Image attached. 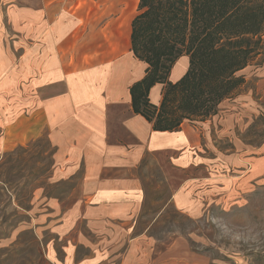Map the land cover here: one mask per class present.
<instances>
[{
    "label": "rangeland",
    "instance_id": "rangeland-1",
    "mask_svg": "<svg viewBox=\"0 0 264 264\" xmlns=\"http://www.w3.org/2000/svg\"><path fill=\"white\" fill-rule=\"evenodd\" d=\"M262 39L189 119L198 146L147 152L137 196L104 195L51 139V0H0V264H264Z\"/></svg>",
    "mask_w": 264,
    "mask_h": 264
},
{
    "label": "crops",
    "instance_id": "crops-1",
    "mask_svg": "<svg viewBox=\"0 0 264 264\" xmlns=\"http://www.w3.org/2000/svg\"><path fill=\"white\" fill-rule=\"evenodd\" d=\"M138 2L51 0V139L66 162L78 157L91 165L85 179L95 180L104 195L137 196L130 169L147 152L199 144V128L189 119L177 130L161 131L133 112L129 88L147 67L131 50ZM187 67L188 56L181 55L168 80L176 82ZM162 91V83L154 84L149 101L158 105ZM108 168L112 175L101 174Z\"/></svg>",
    "mask_w": 264,
    "mask_h": 264
},
{
    "label": "trees",
    "instance_id": "trees-1",
    "mask_svg": "<svg viewBox=\"0 0 264 264\" xmlns=\"http://www.w3.org/2000/svg\"><path fill=\"white\" fill-rule=\"evenodd\" d=\"M131 21V50L147 64L131 84V106L155 130H177L185 119H205L244 82L238 72L263 45L264 0H139ZM188 67L168 80L175 61ZM163 84L158 105L149 90Z\"/></svg>",
    "mask_w": 264,
    "mask_h": 264
}]
</instances>
